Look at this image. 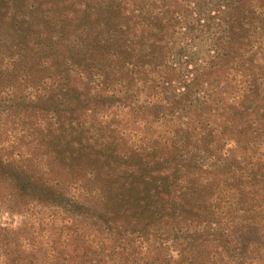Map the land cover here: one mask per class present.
Returning <instances> with one entry per match:
<instances>
[{
	"label": "trees",
	"instance_id": "16d2710c",
	"mask_svg": "<svg viewBox=\"0 0 264 264\" xmlns=\"http://www.w3.org/2000/svg\"><path fill=\"white\" fill-rule=\"evenodd\" d=\"M0 264H264V0H0Z\"/></svg>",
	"mask_w": 264,
	"mask_h": 264
},
{
	"label": "rangeland",
	"instance_id": "374dc122",
	"mask_svg": "<svg viewBox=\"0 0 264 264\" xmlns=\"http://www.w3.org/2000/svg\"><path fill=\"white\" fill-rule=\"evenodd\" d=\"M127 129L130 133L135 131L137 126L133 123V119L131 117L127 118V123H126Z\"/></svg>",
	"mask_w": 264,
	"mask_h": 264
}]
</instances>
